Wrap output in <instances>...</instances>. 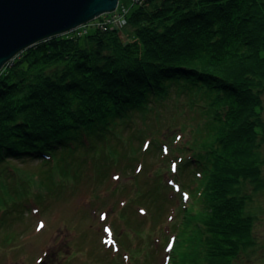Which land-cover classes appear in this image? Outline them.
I'll list each match as a JSON object with an SVG mask.
<instances>
[{"label": "trees", "instance_id": "trees-1", "mask_svg": "<svg viewBox=\"0 0 264 264\" xmlns=\"http://www.w3.org/2000/svg\"><path fill=\"white\" fill-rule=\"evenodd\" d=\"M133 5L115 23L100 16L43 38L5 63L0 180L7 172L13 176V159H40L53 168L75 162L77 151L81 159L100 149L107 160V153L129 144L123 131L132 138L135 132L143 149L161 155L154 168L158 187L175 193V209L183 212L163 238L165 264H229L239 248L254 242L255 216L247 205L252 193L245 185L253 179L259 186L262 179L264 0ZM180 98L185 101L175 104ZM168 103L174 114L202 118L171 151L170 142L144 134L145 126L137 124L157 121ZM150 184L156 187L154 178ZM29 195L26 200L37 199ZM19 202L10 201L5 211Z\"/></svg>", "mask_w": 264, "mask_h": 264}, {"label": "rangeland", "instance_id": "rangeland-1", "mask_svg": "<svg viewBox=\"0 0 264 264\" xmlns=\"http://www.w3.org/2000/svg\"><path fill=\"white\" fill-rule=\"evenodd\" d=\"M134 6L133 0L118 2L119 8L129 11ZM261 95L264 119V91ZM173 108L169 105L160 111L157 121L147 118L145 124L137 122L145 126L144 134L170 142L169 151L189 139L202 120L194 112L188 117L181 116L180 110L174 114ZM176 116L181 117L173 119ZM175 120L181 122L172 127L170 123ZM172 132L175 140H171ZM123 134L129 144L116 154L107 153V160H103L100 149L81 159L77 151L75 162H58L53 168L40 159L11 160L8 166L15 168L11 172L14 177H8L7 172L0 180V264H37L42 259L44 264H165L163 238L172 233L173 220H179L183 212L175 209V193H165L160 184L158 187V170L154 168L161 155L154 149H143L135 132L134 138L126 131ZM259 153L261 182L257 186L251 179L245 185L252 193L247 205L255 216L251 228L254 242L239 248L229 264H264V138ZM144 162L149 166L139 168ZM8 166H4L3 174ZM165 175L162 180L167 183ZM151 178L156 187H150ZM28 193L33 194L31 198L37 196V202L26 200ZM15 200L20 202L5 211V206ZM165 200L171 205H165ZM199 239L204 245L205 239Z\"/></svg>", "mask_w": 264, "mask_h": 264}, {"label": "water", "instance_id": "water-1", "mask_svg": "<svg viewBox=\"0 0 264 264\" xmlns=\"http://www.w3.org/2000/svg\"><path fill=\"white\" fill-rule=\"evenodd\" d=\"M119 0H0V70L33 43L116 10ZM45 260L37 264H44Z\"/></svg>", "mask_w": 264, "mask_h": 264}, {"label": "built area", "instance_id": "built-area-1", "mask_svg": "<svg viewBox=\"0 0 264 264\" xmlns=\"http://www.w3.org/2000/svg\"><path fill=\"white\" fill-rule=\"evenodd\" d=\"M126 12L127 11L124 8L117 7L116 10H114L113 12L105 13L100 16L104 19V21L115 23L120 18V16Z\"/></svg>", "mask_w": 264, "mask_h": 264}]
</instances>
